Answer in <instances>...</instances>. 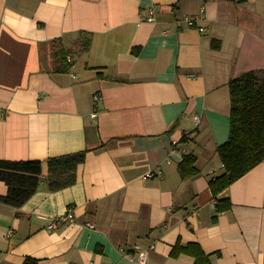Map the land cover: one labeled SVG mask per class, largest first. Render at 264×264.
Instances as JSON below:
<instances>
[{"label": "crops", "instance_id": "0c3cea01", "mask_svg": "<svg viewBox=\"0 0 264 264\" xmlns=\"http://www.w3.org/2000/svg\"><path fill=\"white\" fill-rule=\"evenodd\" d=\"M259 70L264 0H0V160L42 162L20 208L0 200V264H138L134 245H154L146 264H196L176 244L264 264V160L217 197L227 211L208 186L228 83ZM82 151L75 182L50 190L46 160ZM187 154L198 175L183 179Z\"/></svg>", "mask_w": 264, "mask_h": 264}, {"label": "trees", "instance_id": "16d2710c", "mask_svg": "<svg viewBox=\"0 0 264 264\" xmlns=\"http://www.w3.org/2000/svg\"><path fill=\"white\" fill-rule=\"evenodd\" d=\"M212 48L219 43L213 41ZM230 92V126L228 140L216 148L223 172L211 179L209 189L215 199L216 213L231 207L228 198H217L232 183L239 180L264 160V71H249L228 83ZM181 141H185L182 138ZM86 158V151L48 158V188L52 191L75 182V171ZM193 155L183 156L178 172L183 179L198 175ZM42 162L37 160H0V181L7 186V194L0 200L14 208H20L37 190ZM191 253L196 264H208L207 257L196 246L195 250L176 244L170 255ZM34 262V261H31ZM26 259L24 264H31Z\"/></svg>", "mask_w": 264, "mask_h": 264}, {"label": "built area", "instance_id": "2783aa9c", "mask_svg": "<svg viewBox=\"0 0 264 264\" xmlns=\"http://www.w3.org/2000/svg\"><path fill=\"white\" fill-rule=\"evenodd\" d=\"M155 15H156V8L155 7H151L147 14H141L140 15V19L142 21H145V22H154L155 21ZM203 15H204V10L201 9L200 10V14L198 16L185 18L184 21H185L187 26L193 27V26L196 25V21L198 19L202 18ZM198 29H199L200 32H204L205 31V29L203 27H200V26H199ZM94 98L97 99L99 97L98 96H94ZM194 121H195L196 125H198L199 121H198V118L196 116L194 117ZM160 174H161V172H157L156 174L150 173L146 177H153L154 175L160 176ZM73 219H74V216L72 214V211L70 210V211H68L65 214V216L61 220L64 221V222L71 223L73 221ZM51 227L52 226L50 225L49 228H51ZM153 247H154V245H151L149 247V249H152ZM149 249L143 248L140 245H134L133 246V249H132L133 256H134V258H135V260H136V262L138 264H146L147 256H148V250ZM122 252L125 253L124 250H122ZM128 258H129L130 261L132 260V258L130 256Z\"/></svg>", "mask_w": 264, "mask_h": 264}]
</instances>
